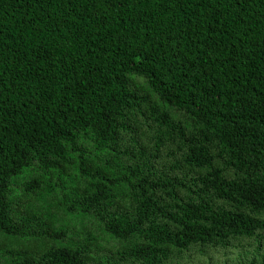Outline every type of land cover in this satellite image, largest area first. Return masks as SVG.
Listing matches in <instances>:
<instances>
[{
  "label": "trees",
  "instance_id": "trees-1",
  "mask_svg": "<svg viewBox=\"0 0 264 264\" xmlns=\"http://www.w3.org/2000/svg\"><path fill=\"white\" fill-rule=\"evenodd\" d=\"M264 264V0H0V264Z\"/></svg>",
  "mask_w": 264,
  "mask_h": 264
},
{
  "label": "rangeland",
  "instance_id": "rangeland-1",
  "mask_svg": "<svg viewBox=\"0 0 264 264\" xmlns=\"http://www.w3.org/2000/svg\"><path fill=\"white\" fill-rule=\"evenodd\" d=\"M239 255H241V259L243 261L249 260L248 257H244L245 254L242 251L233 250L227 252L226 255L219 252H210L208 253V255L203 257L196 256L193 259V262L195 264H236L242 261L241 259H239Z\"/></svg>",
  "mask_w": 264,
  "mask_h": 264
}]
</instances>
